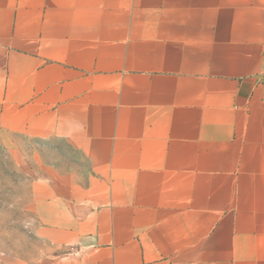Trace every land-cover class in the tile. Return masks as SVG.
I'll list each match as a JSON object with an SVG mask.
<instances>
[{"label": "crops", "instance_id": "0c3cea01", "mask_svg": "<svg viewBox=\"0 0 264 264\" xmlns=\"http://www.w3.org/2000/svg\"><path fill=\"white\" fill-rule=\"evenodd\" d=\"M0 142L4 264H264V0H0Z\"/></svg>", "mask_w": 264, "mask_h": 264}, {"label": "rangeland", "instance_id": "374dc122", "mask_svg": "<svg viewBox=\"0 0 264 264\" xmlns=\"http://www.w3.org/2000/svg\"><path fill=\"white\" fill-rule=\"evenodd\" d=\"M22 175L25 170L21 169L19 155L6 152L0 142V264H4L5 254L18 257L22 248L31 246L26 215L21 211L24 204L19 199Z\"/></svg>", "mask_w": 264, "mask_h": 264}]
</instances>
